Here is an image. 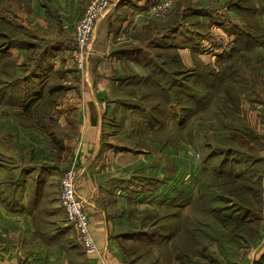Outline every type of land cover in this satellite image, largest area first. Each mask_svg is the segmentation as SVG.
Listing matches in <instances>:
<instances>
[{"label":"crops","instance_id":"crops-1","mask_svg":"<svg viewBox=\"0 0 264 264\" xmlns=\"http://www.w3.org/2000/svg\"><path fill=\"white\" fill-rule=\"evenodd\" d=\"M1 1L0 23L16 46L3 42L0 57L11 66L6 73L1 66L0 76L23 83L0 95V129L9 139L0 148V263L129 264L120 239L131 224L146 212L163 214L169 202L182 203L191 190L182 183L184 167L196 176L193 184L199 177L198 164L183 151L172 154L164 141L142 153L118 145L136 110L128 98L129 81L140 77L136 52L157 32L138 10L162 0H110L82 73L72 59L75 27L91 0ZM187 1L220 15L239 10L246 36L255 31L247 22L254 15L263 37L253 52L264 53V0ZM26 80L32 81L26 86ZM73 161L97 256L85 252L60 202L62 174ZM263 252L264 222L252 248L229 247L228 264H253Z\"/></svg>","mask_w":264,"mask_h":264},{"label":"rangeland","instance_id":"rangeland-1","mask_svg":"<svg viewBox=\"0 0 264 264\" xmlns=\"http://www.w3.org/2000/svg\"><path fill=\"white\" fill-rule=\"evenodd\" d=\"M175 3L166 18H151L157 32L154 33L152 39L146 40L145 47H140L144 51L142 57H145L144 60L148 62L149 67L146 68L145 63H138L140 77L129 81L128 90L131 94L128 98L131 103L135 102L136 110L129 118L127 128L118 143L124 148L132 146L137 153H142L144 149L152 151L149 148L152 143L164 141L169 145V151L172 154L175 152L178 155L183 151L186 161L198 164L199 177L195 184L193 183L196 176H193L189 168L186 166V170L185 167L182 170L184 173L182 183L186 188L191 187V190L188 189V196L179 205L168 201L167 212L189 211L188 205L197 198L205 186L220 185L225 181L224 178L218 177L212 169L216 162L215 159L204 163L208 151L211 150L210 146L224 148L226 145L227 148L248 154L251 158L258 160V163L253 166L252 170L246 165H236V174L255 180L260 176L264 177V164L262 163V158H264V53L253 52L263 37L258 36L257 18L252 14L247 16L248 24L255 31H250L251 34L248 33L249 35L246 36L247 32L239 28L242 20L239 10L232 12L228 10L224 12L227 13L226 15H220V13L216 14L215 10L199 9L194 5H189L187 0H183L178 5L176 3L175 11ZM1 6L4 4L0 0V20L2 18ZM138 11V14L143 12V10ZM221 23L224 26L223 29L220 28ZM1 27L0 23V29L3 32L4 27ZM246 40L253 42L254 45L246 44ZM2 51L0 55L5 54ZM167 58H173L172 63L168 64L170 68L198 72L199 78L202 79L208 77L211 80L223 79L226 81L225 88L218 94H216L218 91H212L211 98L200 102L202 106L195 107L198 111L190 117L182 113L183 106L178 105L171 109L164 125L152 127L146 123L141 112L142 98L149 93L145 80L151 75L153 69L157 70L153 64L166 67L163 60ZM72 59L74 64V54ZM1 66L5 68L3 72L6 73V69L11 64L1 59ZM232 74L233 79L239 81L233 85V94L237 96L233 95L229 98L224 96V91L228 88V78ZM200 92H206V89L202 88ZM211 99L213 100L210 101ZM143 104H145L144 101ZM133 132L137 135L133 136ZM127 138L131 139V143L126 142ZM7 140H9L8 136L0 129V148L4 143L6 147L8 146L5 142ZM168 190L170 193V189ZM168 194L166 195L167 200H169ZM157 205L161 210V205ZM165 213V211L163 214L162 212H146L145 215L139 217L137 220L139 222L131 224L129 231L120 239L129 261L134 264H175L170 242L165 239L152 241L147 235L149 227L144 226V222L141 223L146 216L152 218ZM212 248L228 264V260H231L228 250L222 252Z\"/></svg>","mask_w":264,"mask_h":264},{"label":"trees","instance_id":"trees-1","mask_svg":"<svg viewBox=\"0 0 264 264\" xmlns=\"http://www.w3.org/2000/svg\"><path fill=\"white\" fill-rule=\"evenodd\" d=\"M6 39L8 47L16 46L15 38L12 39L0 29V51L4 49L3 42ZM245 43L254 45L249 40ZM136 53L137 63H145L148 68V62L142 57L144 51L139 48ZM172 61L173 58L163 60L166 67L153 64L157 70L153 69L145 80L149 93L142 98L141 112L146 123L152 127L164 125L171 109L178 105H182V113L190 117L198 111L195 107L202 106L200 102L211 98L212 91L216 90L218 94L225 88L226 81L223 79H202L198 72L170 68ZM25 68L31 69L28 64ZM29 81L32 80H26V86ZM237 81L239 80L233 79V74L228 78L224 96L233 97V85ZM22 83L21 79L16 78L12 82H6L0 76V95L2 88L10 90L21 87ZM202 88L206 92H200ZM6 94L3 92L1 98ZM210 149L204 163L215 159L212 169L225 181L220 185L205 186L197 198L190 202L187 212L165 211L162 216H146L141 221L144 226L149 227L147 235L152 241L165 239L170 242L175 264H226L212 247L222 252H227L229 247L247 250L256 244L263 231L264 177L260 176L255 180L236 174V165H246L252 170L258 160L227 148L226 145L224 148L210 146ZM262 159L264 164V158ZM129 264L134 263L129 261ZM253 264H264V252Z\"/></svg>","mask_w":264,"mask_h":264},{"label":"built area","instance_id":"built-area-1","mask_svg":"<svg viewBox=\"0 0 264 264\" xmlns=\"http://www.w3.org/2000/svg\"><path fill=\"white\" fill-rule=\"evenodd\" d=\"M174 3L175 0H162L143 10L141 14L149 18L164 19ZM110 9V0H91L75 27L74 66L80 73L84 72L87 58L91 54V43L96 26L109 13ZM79 173V165L73 161L61 178L59 198L67 220L75 229L85 252L97 256L100 254V249L91 233L90 216L86 204L79 198L76 191Z\"/></svg>","mask_w":264,"mask_h":264}]
</instances>
